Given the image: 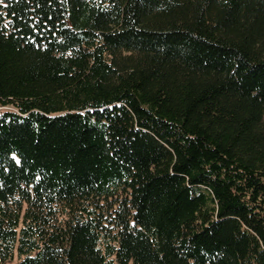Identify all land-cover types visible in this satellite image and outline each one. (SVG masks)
I'll list each match as a JSON object with an SVG mask.
<instances>
[{
  "label": "trees",
  "instance_id": "trees-1",
  "mask_svg": "<svg viewBox=\"0 0 264 264\" xmlns=\"http://www.w3.org/2000/svg\"><path fill=\"white\" fill-rule=\"evenodd\" d=\"M264 264V0H0V264Z\"/></svg>",
  "mask_w": 264,
  "mask_h": 264
},
{
  "label": "rangeland",
  "instance_id": "rangeland-1",
  "mask_svg": "<svg viewBox=\"0 0 264 264\" xmlns=\"http://www.w3.org/2000/svg\"><path fill=\"white\" fill-rule=\"evenodd\" d=\"M18 260L14 259L13 261H10L8 264H16Z\"/></svg>",
  "mask_w": 264,
  "mask_h": 264
}]
</instances>
